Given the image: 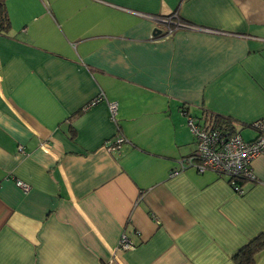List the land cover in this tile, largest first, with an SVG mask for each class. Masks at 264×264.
Returning a JSON list of instances; mask_svg holds the SVG:
<instances>
[{"label":"crops","instance_id":"1","mask_svg":"<svg viewBox=\"0 0 264 264\" xmlns=\"http://www.w3.org/2000/svg\"><path fill=\"white\" fill-rule=\"evenodd\" d=\"M3 1L0 264H237L264 237V156L243 193L181 161L189 117L256 137L264 0Z\"/></svg>","mask_w":264,"mask_h":264},{"label":"built area","instance_id":"2","mask_svg":"<svg viewBox=\"0 0 264 264\" xmlns=\"http://www.w3.org/2000/svg\"><path fill=\"white\" fill-rule=\"evenodd\" d=\"M160 23L166 27L168 34H171L175 28L186 27L185 23L175 18H164ZM103 100L105 97L100 95L93 105ZM107 104L110 118L116 122L118 104L109 101ZM188 125L195 138L196 150L181 161V170L193 168L201 173L213 172L219 177L230 180L234 189L243 193L242 187L235 186V183L254 180L252 164L256 158L264 156V117L251 124V128L256 132V137L251 141H246L239 133L226 134L220 129L201 126L193 117L188 118ZM126 143H128L127 138L119 134L107 143V149L109 152H118ZM17 185L25 191L29 190V187L22 182H18ZM133 247L131 241L123 236L118 248L126 251Z\"/></svg>","mask_w":264,"mask_h":264},{"label":"trees","instance_id":"3","mask_svg":"<svg viewBox=\"0 0 264 264\" xmlns=\"http://www.w3.org/2000/svg\"><path fill=\"white\" fill-rule=\"evenodd\" d=\"M4 28H10V20L6 12L4 1L0 0V30ZM210 128L226 131V134H235L237 132L229 121L217 117L213 121V126ZM246 182L247 181L236 182L235 186L242 187ZM263 249L264 237H259L236 254L234 260L237 264H255V256Z\"/></svg>","mask_w":264,"mask_h":264},{"label":"rangeland","instance_id":"4","mask_svg":"<svg viewBox=\"0 0 264 264\" xmlns=\"http://www.w3.org/2000/svg\"><path fill=\"white\" fill-rule=\"evenodd\" d=\"M242 134L245 137V139L247 140L251 137L252 131L250 129H244Z\"/></svg>","mask_w":264,"mask_h":264},{"label":"water","instance_id":"5","mask_svg":"<svg viewBox=\"0 0 264 264\" xmlns=\"http://www.w3.org/2000/svg\"><path fill=\"white\" fill-rule=\"evenodd\" d=\"M156 33V31L154 32V34ZM159 33V32H158Z\"/></svg>","mask_w":264,"mask_h":264}]
</instances>
